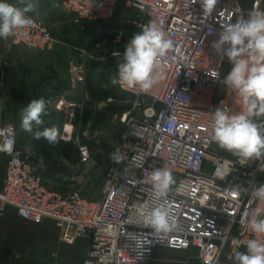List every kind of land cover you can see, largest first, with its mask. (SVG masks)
<instances>
[{"label": "built area", "instance_id": "2783aa9c", "mask_svg": "<svg viewBox=\"0 0 264 264\" xmlns=\"http://www.w3.org/2000/svg\"><path fill=\"white\" fill-rule=\"evenodd\" d=\"M262 3L255 0L250 12L262 10ZM64 4L76 20L101 27L115 20L139 30L155 23L173 41V50L148 93L116 85L131 97L114 148L123 159L112 161L95 199L77 192L64 195L44 183L38 165L17 150L15 128L2 126L0 155L5 157L6 170L0 217L11 208L33 224L51 221L63 244L87 240L82 264H147L156 247H193L202 264H221L222 258L232 262L235 252H246L250 239L264 242V235L254 233L249 225L250 220L264 219V200L251 195L264 184V158L246 163L237 156L225 158L214 150L212 139L215 110L235 114L243 109L240 97L221 81L227 58L212 48L223 27L243 17L238 0H217L211 14L203 12L201 0H64ZM33 20V25L2 39L24 50H53L59 42ZM108 32L115 36L111 43L120 44L123 32ZM105 41L92 50L74 49L78 54L69 63L66 83L70 93L84 84L85 62L96 57ZM221 83L223 93L215 103ZM50 102L46 100L47 105ZM60 139L78 145L81 163L90 159L88 147L74 140L69 122L62 126ZM156 168L169 170L176 180L166 200L179 228L167 234L155 233L139 218L143 206L161 203L149 180ZM223 168L230 172L221 178Z\"/></svg>", "mask_w": 264, "mask_h": 264}, {"label": "clouds", "instance_id": "9594fccd", "mask_svg": "<svg viewBox=\"0 0 264 264\" xmlns=\"http://www.w3.org/2000/svg\"><path fill=\"white\" fill-rule=\"evenodd\" d=\"M201 4L203 12L211 14L217 0H201ZM34 11L35 6L31 3L20 7L0 0V37L7 39L16 29L33 25V18L26 14ZM212 48L217 53L222 52L231 63V70L223 83L240 97L243 105V109L235 114L220 108L215 110L212 139L220 149L237 156L242 163L264 158V123L255 120L264 117V10L257 8L247 18L240 17L236 22L224 26L218 38L212 42ZM172 50L173 41L166 33L155 23H148L133 34L126 44L112 84L148 93L158 82L159 73ZM46 107L43 97L31 100L21 111V129L31 133L33 123L43 124L42 117L48 115ZM58 137L59 130L55 126L35 134L36 139L43 138L52 145L59 143ZM112 159L119 163L123 157L113 153ZM222 171L224 175L221 178H224L230 169L223 168ZM149 180L154 196L161 203L143 206L140 221L157 234L170 233L179 228L166 200L176 180L169 170L161 168L154 169ZM251 195L264 200V184L254 189ZM249 225L254 233L264 235V219L250 220ZM136 246H141L139 239ZM230 258L236 264H264V242L250 239L246 252L237 251Z\"/></svg>", "mask_w": 264, "mask_h": 264}, {"label": "crops", "instance_id": "0c3cea01", "mask_svg": "<svg viewBox=\"0 0 264 264\" xmlns=\"http://www.w3.org/2000/svg\"><path fill=\"white\" fill-rule=\"evenodd\" d=\"M7 2L20 7L28 3L33 4L35 11L27 14L46 26L59 42L53 50L35 51L9 45L0 37V128L13 126L16 130L17 150L22 154L28 150L35 156L32 139L37 125L33 123L31 133L21 129L22 109L31 100L43 97L45 101H51L50 105L46 104L48 115L42 117L43 123L53 127L57 123L56 118L63 116L66 119L72 116L76 108L79 109L78 103L87 98V95L84 85L74 93L67 90L68 66L75 59V55L77 57L74 49L78 47L92 50L95 44L76 46L73 47L75 53L69 52V41L76 33L77 21L74 14L65 8L64 0H7ZM117 30H121L123 34L126 32L124 27ZM60 102L63 104L61 108L56 107ZM23 136H26L24 142L21 140ZM216 152L225 158L236 157L225 155L218 149ZM38 162L42 164L41 159H38ZM5 170V157L0 155V190ZM43 222L51 224L52 234H44L40 230L41 223L24 221L13 209L8 208L0 217V264H82L88 248L87 240L81 238L73 245L63 244L54 224L48 220ZM33 235L45 239L46 242L41 249L39 245L35 249L27 247V239ZM147 264L202 263L197 250L193 247L184 250L156 247ZM221 264L236 262L234 259L232 262H226L222 258Z\"/></svg>", "mask_w": 264, "mask_h": 264}, {"label": "rangeland", "instance_id": "374dc122", "mask_svg": "<svg viewBox=\"0 0 264 264\" xmlns=\"http://www.w3.org/2000/svg\"><path fill=\"white\" fill-rule=\"evenodd\" d=\"M77 21L76 33L73 35V39L69 41V52L75 53L73 47L76 46H87L94 45L96 43H102L105 41L104 47L95 52V58L93 60L85 62L86 66V76L84 82V90L86 92L87 98L82 102L78 103L79 109L76 110L84 111L90 114L89 121L86 125H83L80 120H76L75 112L72 117L56 118V122L60 124V129L62 124L69 122L73 126V138L81 141L84 138L95 144H102L104 149H97L90 152V159L84 163L79 161V164L74 167H69L71 170L72 184L70 186H61L56 184H51L50 187L55 189L61 194L67 195L71 193H79L87 199H95L98 197L101 185L105 178V175L112 164V154L114 153V148L120 140V134L123 131V124L121 123V117L124 113L130 110V101L122 100L112 102H107L109 98L103 101L102 104L92 101L88 96V92L85 89L86 82L89 80L92 85L99 90L116 91L117 86L113 85L111 80L116 76L117 65L122 62L123 53L120 50H125L126 45L121 47L118 44L115 46L111 43L114 39L113 34L110 32L103 33L101 26L96 24L86 23ZM107 35H109L107 37ZM123 36V35H122ZM122 42V37H121ZM78 48V47H77ZM120 53L119 56H115V53ZM77 53V52H76ZM78 54V53H77ZM75 55V59H76ZM101 71H97V70ZM89 104V105H88ZM88 105V106H87ZM257 123H264V117L255 118ZM21 140H26V136L21 137ZM214 149L220 150L225 155H229L232 158L235 157L233 154L222 150L217 144L214 145ZM25 156L30 162L37 164L41 168V164L38 159L25 150ZM99 157V163L96 161V157ZM40 230L44 234H52V227L49 222H43L40 225ZM45 239H41L35 235L27 239V247L29 249H35L36 246H42L45 244Z\"/></svg>", "mask_w": 264, "mask_h": 264}, {"label": "trees", "instance_id": "16d2710c", "mask_svg": "<svg viewBox=\"0 0 264 264\" xmlns=\"http://www.w3.org/2000/svg\"><path fill=\"white\" fill-rule=\"evenodd\" d=\"M261 9L264 10V0L261 5ZM123 27L126 32L122 36V42L118 44V46L121 47L122 45H126L132 38L133 34L139 32L140 30L119 20H115L114 22L103 26L101 30L105 34L107 31H115L117 30V28ZM120 51L122 53L124 52L123 50ZM85 89L88 92V96L91 98V100L97 103H100L107 98L114 100V102L122 100L131 101V97L127 94L122 93L118 88L116 91L99 90L95 88L89 80L86 82ZM75 117L76 120H80L83 125H86V123L89 121L90 114L87 112V110H76ZM60 124L61 123L55 124V127L59 130V143L52 145L43 138H35V134L37 132L43 131L45 128L52 127V125L46 123L36 126V130L34 131L32 139L33 152L35 154V157L42 160L41 168L39 167V174L44 183H46L48 186H50V183L61 186H70L73 182L71 179V170L69 167H74L79 164L78 145H76L72 141L64 142L60 139ZM79 143L88 147L90 152L105 148L102 144H95L91 141L89 142L84 138H81V141H79ZM96 161L99 163L98 156L96 157Z\"/></svg>", "mask_w": 264, "mask_h": 264}, {"label": "water", "instance_id": "95a60500", "mask_svg": "<svg viewBox=\"0 0 264 264\" xmlns=\"http://www.w3.org/2000/svg\"><path fill=\"white\" fill-rule=\"evenodd\" d=\"M238 3L243 11V17L247 18L249 15L248 13L251 11L253 4L255 3V0H238ZM231 63L226 59L223 69H222V74H221V81H224V78L228 74V72L231 70ZM223 93V84L221 83L216 91V94L214 96V102L216 103L217 100L221 97Z\"/></svg>", "mask_w": 264, "mask_h": 264}]
</instances>
